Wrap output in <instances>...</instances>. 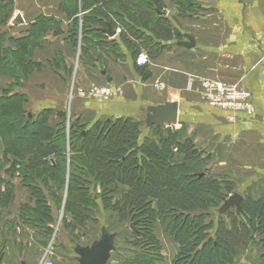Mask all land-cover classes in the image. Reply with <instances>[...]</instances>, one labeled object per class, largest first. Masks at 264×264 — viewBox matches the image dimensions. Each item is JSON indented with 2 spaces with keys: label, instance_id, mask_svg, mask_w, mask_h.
Listing matches in <instances>:
<instances>
[{
  "label": "trees",
  "instance_id": "1",
  "mask_svg": "<svg viewBox=\"0 0 264 264\" xmlns=\"http://www.w3.org/2000/svg\"><path fill=\"white\" fill-rule=\"evenodd\" d=\"M65 1L66 4L63 1L60 4L63 11L73 6L68 10L71 12L74 8L72 14L76 23L72 38L76 40L81 34L80 58L82 54L88 62H97V69H103L107 63L102 54L119 61L127 55L116 40L108 41L101 26L97 27L103 23L114 25L116 22L111 18L114 17L124 31L135 34L136 40L130 34L128 39L126 32L121 37L130 59L133 58L132 67L142 79L149 77L148 72L134 64V56L144 50L148 57H155L163 47L158 38L172 37L171 20L162 14L163 0H132L133 6L138 8L137 13L132 14L135 16L128 14L129 10L132 12L129 0ZM175 3L180 9L192 7L190 0H175ZM13 7V0H0V75L12 77L11 90L22 85L33 68L41 67L40 62L29 57L32 44L39 43L48 28L57 32L58 27L54 18L40 15L30 24L26 35L13 38L3 30ZM83 12H87L86 15ZM103 43L102 54L91 52L94 46ZM8 93L0 95V146L3 148L0 204L6 205L12 197L11 178L18 167L13 161L24 154L38 153L42 157V162L37 164L39 169L42 167L41 174L35 175L25 166L22 176L23 185L30 189L36 202L33 206L23 205L20 217L41 230L45 237L51 236L61 208V228L68 233L77 227L84 229L94 219L91 208L98 198L105 209L116 211L120 220L129 219L137 225L141 219H148L142 222V227H131L138 239L137 245L116 247V250L123 248L129 255L121 258L122 264H152L161 258L152 228L153 217L160 219L162 230L178 245L170 264H232L236 255L251 245L254 235L262 232L264 191L257 199L249 195L242 199L238 212L219 213L222 200L233 192L232 182L211 178L200 171L203 160L195 154L201 150L189 137L181 141L179 130L153 125L144 133L139 120L129 117L97 121V129L87 128L80 119L69 118L71 122L68 121L66 127L63 110L55 112L57 121L50 125L49 109L29 116V112L23 111L27 101L25 94L16 90L11 95ZM12 130L31 135L33 143L19 147L17 135L10 136ZM76 140L81 141V145H77ZM178 152L182 160L171 162ZM188 160H194L193 165ZM3 162L8 165L4 167ZM38 177L40 182H34ZM210 214L216 220H206Z\"/></svg>",
  "mask_w": 264,
  "mask_h": 264
},
{
  "label": "crops",
  "instance_id": "2",
  "mask_svg": "<svg viewBox=\"0 0 264 264\" xmlns=\"http://www.w3.org/2000/svg\"><path fill=\"white\" fill-rule=\"evenodd\" d=\"M190 2L192 7L180 9L175 0H163L162 14L171 20L173 35L170 39L158 38L163 47L154 60L148 62L151 76L148 75L146 80L132 67L130 57L123 63L102 54L107 63L103 69L96 68L97 62H85L96 69L93 71L99 78H95L93 73L79 65L75 72L71 70V66L66 63V56L72 53L69 47L66 48L67 55H63V50L60 51L64 58L56 53L57 60L53 47L48 46L49 56L47 53L41 54L46 46H37L40 54H34L32 60L41 63V56L49 57V67H53L54 74L61 79L56 88L64 93L67 84L68 93L65 96L63 93H60L61 96L58 94L59 99L52 97L42 102L39 108L55 112L63 110L70 119H80V123L87 127L95 120L129 117L140 120L142 132L147 133L150 128L145 126L147 107L175 100L178 104L177 123L163 126L189 128L194 146L207 152L208 156H215L211 166L214 177L232 181L233 192L240 193L242 199L247 195L257 199L264 191V0ZM60 4L61 0H13L14 7L3 30H7L13 38L21 37L26 35L30 24L40 15L52 17L58 27L57 32L50 30V39L55 45L54 50L62 49L64 41L69 42L72 37L70 27L75 15L69 16ZM19 13L22 22L15 24L13 20ZM86 13L83 12V15ZM81 15L79 13L78 17ZM104 31L108 41L116 40L122 45L113 32ZM186 36L194 39L193 47L179 44L187 40ZM53 38L58 40L54 41ZM80 43L78 39L77 44ZM122 50L128 54L127 50ZM76 57L78 61L81 60L79 52ZM101 70L108 72L110 82L103 79ZM71 76L73 78L70 80ZM204 78L247 89L252 96L254 113L229 112L207 104L201 87ZM89 79L106 83L112 89L119 87L122 92H114L108 99L91 100L69 95L71 90L75 93L79 84H85V88L91 86L94 82ZM153 81H160L162 89L151 85ZM82 113L83 116H91L92 120L83 121L79 116ZM142 114L143 121L140 118ZM55 119L50 118V125L57 121ZM183 135L191 138L186 133ZM2 152L0 146V155ZM11 181L12 197L6 205L0 204V264H38V256L45 248L47 237L20 217L22 206H33L36 201L30 189L19 183L17 176L12 177ZM153 233L159 242L161 258L152 264H170L178 252V245L161 228L156 227ZM163 243H166L167 250L163 248ZM112 247L106 264H110L113 253L117 252L116 245ZM260 254L263 255L264 250L260 251L256 259L251 247H248L236 255L232 264H264V256ZM71 262L69 264H73V260Z\"/></svg>",
  "mask_w": 264,
  "mask_h": 264
},
{
  "label": "rangeland",
  "instance_id": "3",
  "mask_svg": "<svg viewBox=\"0 0 264 264\" xmlns=\"http://www.w3.org/2000/svg\"><path fill=\"white\" fill-rule=\"evenodd\" d=\"M62 1L65 2V4H66L65 0H61V3H62ZM129 2H130L129 4L131 5V8H132V12H131V10H129L128 14H130V16H131L133 14V12L137 13L138 8L136 9L133 6L132 0H129ZM69 5L72 6L73 3H72V5L71 4H69ZM79 5H78V7H79ZM72 7H69L68 10L72 9ZM68 10H67L68 15L72 16L73 15L72 11H74V8H73V10H71V12L68 11ZM132 16H135V15H132ZM111 18L113 19L114 22H116V23H114V25L112 24V26H110L109 24L103 23L102 25L100 24L97 27L101 26V31H103V33L105 32L104 31V29H105L109 33L113 32V34L118 36V39L121 41L120 43L122 44V45H120V48L121 49L124 48L125 49L124 51H126V47L122 43L123 39L121 38L122 34L125 33L126 31H124V29H123L124 27L121 25V23L119 21L118 22L116 21V18H114V17H111ZM75 23H76V19H73L72 26L70 27V30H74L73 27H74ZM68 29H69V27H68ZM46 31L42 34V37L40 38L39 43H35L34 42L32 44V47L30 48V56H29L31 59H32V57H34L33 56L34 54H35V56H36V54H40V51H38V49L36 47L39 44H43L44 46H46V48H43L44 50H42L41 54L47 53V54H49V56H50V53H49L50 51L48 52V50H49V48L53 47V53H55L54 56L56 57L57 60H58V55H56V53L62 55V52H60V51L63 50V53H64L63 55H67L66 54V48L69 47L68 49L71 50L72 53H69L66 56L67 57L66 63L69 66H71V68H72L71 70L75 72V70L77 68V65H79L80 68H84L86 70H89L91 73H93V77L99 78L98 74L96 75L94 73V71L96 69L95 68L93 69V68L89 67L91 65H89L88 63H85V62H88V61H87V59H86V57L84 55L81 54V60H79V61H78V58L76 57L77 52L80 53V51H81V48H80L81 44L80 45L77 44L78 39H80V41H81V38H80L81 34L76 37V40H74L72 37L69 38V40L72 42V44H71L70 41L69 42H65L64 41V48L61 46L62 49L58 48L57 51H56V50H54L55 49V45L52 44V42H51L52 39H50V36H51L52 32L49 30V28ZM128 34H130L131 37L134 40H136V38H134L135 34L130 33V32H126V36H127L128 39L130 37V35H128ZM90 35L92 37L94 36L93 33H91ZM55 40H58V39H54V41ZM11 45H12V43L10 44V46ZM70 45H72V47ZM102 45H105V43H103L101 45L94 46V48L91 50V52L94 53V51H95V54H96V51H97L98 53L101 52V54H102L103 49H104L103 48L104 46H102ZM48 46H49V48H48ZM140 50H143V47ZM82 53L84 54V52H82ZM63 55H62V58H64ZM153 56L152 57H148L147 56L148 57V62L149 61L152 62L154 60L155 57H153ZM41 57L43 58V59H41V61H42L41 63H43L41 65V67L39 66L37 68L36 67L33 68L29 72V75L27 76V78L24 81H22L23 82L22 85H20L19 87H16L15 89L13 88V90H11V87H10V84L14 83V80L12 79V77H10L9 75L8 76L4 75V74L0 75V95H4L5 93L7 94V92H9L8 94L11 95V94H13V92H15V90L17 92L24 93L25 94L24 96H26L27 101L23 104V111L25 113L26 112H30L34 116H36L35 114H37L41 110V108H39V107H41L40 105L43 104L42 102L47 101L49 99H52V97H54L55 99H59L60 93H63L59 89L56 88V85L61 83V79H59L54 74V71L52 69L53 67L52 68L49 67V66H51V64L49 65V62L47 61V59L49 57H47V56L46 57L45 56H41ZM128 57H129V55L127 54V56H124V58L121 60V62H123V63L127 62L128 60L126 61V59ZM57 60H56V62H58ZM130 62H131V64H133V58L130 59ZM139 67L143 68V70L145 72L150 73L149 75L151 76V72L149 71L148 66H146V67L139 66ZM72 78H73V76L70 77V80ZM70 80L68 79V82ZM89 80L94 82L92 84H97V83L99 85H104L105 84V83H101L100 81H96V79H95V81H93L92 79H89ZM158 82H160V81H158ZM84 85H80L79 84V87H77V88L84 87ZM151 85H154V87H155V81H153ZM200 91H201V89H200ZM66 94H68L67 93V84H66L65 92L63 93V95L65 96ZM73 94L74 95H78L76 89H75V93H73ZM50 111L51 112H50V115H49V120H50V118L51 119H55V117H54L55 111H53V110H50ZM80 112H82V111H80ZM79 116L82 117L83 121L92 120V119H90L91 116H89V117H87L86 115L83 116V113L80 114ZM72 117H73V115H72ZM140 118L142 119L141 121L144 120L143 114L140 116ZM65 120H66L65 121V126L67 127L69 125L68 123L71 122V120H69V116L67 115V113H66V116H65ZM97 121L98 120H95L92 123H90V125L87 128H89V127H91V129L92 128H96L95 126H96V122ZM99 122H101V121L99 120ZM139 122H140V120H139ZM188 129L189 128L182 126L181 128H178V129L174 128L173 130H179L180 131L178 138L181 141H183V139L187 138V137H184V135H183L185 133L190 135L191 139H192V134L189 133L190 131ZM18 130H21V129H18ZM18 130H12V133L10 134V136L17 135V137H18L17 141H19V145H18L19 147H21V148L26 147V146L28 147L29 144L33 143L31 135L26 134V133H22V132L19 133ZM181 131H184V133L182 134ZM150 132L153 133V131H150ZM142 137H143V135H142ZM81 143H82L81 141L80 142L77 141V145L78 144L81 145ZM197 149H199V148H197ZM200 150H201L200 153L195 154V157H197L198 159L200 158V159L203 160L202 161V165L199 166V168H200L199 170L200 171L203 170L206 173L207 176L213 178L214 177V174H213L214 171H212L211 166L214 163L215 156L214 155L208 156L207 152L202 151L201 148H200ZM67 151H68V146H67V148H65V152H67ZM174 152H176V149H175ZM179 152H178V154L175 153L176 156H174L175 158H174V160H171V162H176V160L177 161L182 160L181 154ZM41 153H45V152L41 150ZM195 160H197V159H195ZM34 162H35V164H34ZM40 162H42V157L38 153L37 154H32V153L30 154L29 153L26 156L24 154V156H22L21 158H18L17 161H13V163H12V164H16L18 166V167H15L16 170H17L16 171L17 173H14L13 177L17 176V178L19 179V183L23 184L22 183V181H23L22 176H23V172H24L25 166L31 168L33 173L35 175H38V174H41L39 172H42V167L39 166V167H41L39 169L38 166H37V164L39 165ZM188 162L191 165H193L194 160L193 161L192 160H188ZM7 165H8L7 163L3 164L4 167L7 166ZM159 168H161V166H159ZM192 170H194V169H192ZM195 170H198V167H196ZM219 179L220 180H225L226 179L227 181L232 182L229 179L224 178V177H220ZM32 180H34V179H32ZM34 182L39 183L40 182V178H39V180L35 179ZM232 185H233V191H234V183L233 182H232ZM224 192L227 193V191H225V190H224ZM96 193H98L97 190H96ZM229 194L230 193H228L227 195H229ZM114 195L117 197L118 193H115ZM102 203L103 202H101L100 198H98L96 200V205H93L92 208H91V213H92V215H94V219L89 221L87 223L86 227H83L84 229L81 230V228L78 229L79 227H77L78 230L77 229H75V230L72 229V230L69 231V233H68V231L64 230L63 227H62L63 228L62 229L61 225L58 222V221H60V218H61V215H62V210L63 209L61 208V210L59 212V215H58V220H57L55 226L53 227L54 230H53L51 236L49 238L47 237L48 239L46 238V241H45V248L47 247L49 242H51V248L52 249H51V257L50 258H51L53 264H69L72 260H73V264H78V257L79 256L76 253V250L79 247H83L84 248L86 246H88V247L91 246L93 244V242L97 241L101 237L102 234L110 235L112 244L116 245V247L119 246V248L120 247L133 248V245H137L135 243H136V240H138V239L136 237H134V234H133L132 231L135 228V226L136 227L137 226L138 227H142V222L144 220H148V219L147 218L141 219V221L137 225L133 224L134 228H131V226H132V221L131 220H129V219L120 220L116 211H113V210H111L109 208L105 209L103 207ZM154 205L155 204L153 203L152 206H154ZM229 211L230 212H235L234 207L230 208ZM211 213H213V212H211ZM149 218H150V216H149ZM205 219L206 220H216L215 217L213 216V214H210L209 219H207V218H205ZM159 220L160 219L157 218V217H153L152 218V228L153 229H156V227L162 229V226H161V223H160ZM67 221H69V219H67ZM130 221H131V223H130ZM150 226H151V222H150ZM163 244H164L163 248L166 249L165 248L166 247V243H163ZM249 247H251L252 251L255 254L254 255L255 258L257 259L260 251L264 250V227H263L262 232H260L259 234L258 233L255 234L254 240L251 241V245H249ZM122 249L123 248H121L120 250H117L118 253H116V252L113 253L110 264H120L121 263V261H120L121 258H125V257L129 256L128 253L126 251L122 250ZM44 250L45 249L43 248V251H42V253L39 256H41L43 254ZM73 254H74V257H73ZM130 256H132V255L130 254ZM262 256H264V254ZM71 257H73V258H71Z\"/></svg>",
  "mask_w": 264,
  "mask_h": 264
},
{
  "label": "built area",
  "instance_id": "4",
  "mask_svg": "<svg viewBox=\"0 0 264 264\" xmlns=\"http://www.w3.org/2000/svg\"><path fill=\"white\" fill-rule=\"evenodd\" d=\"M134 64L138 66H145L148 64V57L146 52L140 51L136 53L134 57ZM155 87L160 90L163 85L160 82H155ZM202 93L205 101L210 106L229 111V112H241L246 115L254 113V105L251 102V93L241 86L236 84H226L219 80L204 78L201 80ZM77 94L81 98L85 99H108L113 93L121 94V89L118 87L112 89L108 84L99 85L92 84L88 88H77ZM73 96L72 90L70 94ZM77 95V96H78ZM69 96V97H72ZM231 118V116H229ZM44 252L39 256L38 264H53L50 259L51 256V242L44 248Z\"/></svg>",
  "mask_w": 264,
  "mask_h": 264
},
{
  "label": "water",
  "instance_id": "5",
  "mask_svg": "<svg viewBox=\"0 0 264 264\" xmlns=\"http://www.w3.org/2000/svg\"><path fill=\"white\" fill-rule=\"evenodd\" d=\"M22 17L17 14L13 20V23H21ZM186 41H180L179 44L187 48L194 46V39L191 36H186ZM101 75L106 82L111 81L106 70H101ZM177 101H166L162 104L149 105L147 107L145 126H172L177 123ZM218 147V146H217ZM242 200V195L238 192H232L228 197L222 200V204L218 208L219 213H224L230 208L234 207L235 211L240 210V202ZM133 227V223L132 226ZM111 242V237L108 234H102L101 237L93 242L91 246L79 247L76 250L78 254V264H106L107 258L109 256V251L113 248Z\"/></svg>",
  "mask_w": 264,
  "mask_h": 264
}]
</instances>
